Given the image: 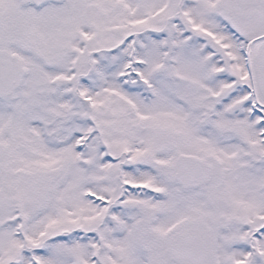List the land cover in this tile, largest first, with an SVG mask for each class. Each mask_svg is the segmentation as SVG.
I'll list each match as a JSON object with an SVG mask.
<instances>
[{
  "label": "snow or ice",
  "instance_id": "obj_1",
  "mask_svg": "<svg viewBox=\"0 0 264 264\" xmlns=\"http://www.w3.org/2000/svg\"><path fill=\"white\" fill-rule=\"evenodd\" d=\"M0 264H264V0H0Z\"/></svg>",
  "mask_w": 264,
  "mask_h": 264
}]
</instances>
